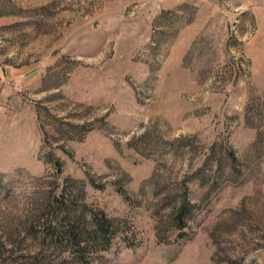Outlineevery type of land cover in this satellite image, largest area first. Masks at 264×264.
Listing matches in <instances>:
<instances>
[{
	"label": "rangeland",
	"instance_id": "1",
	"mask_svg": "<svg viewBox=\"0 0 264 264\" xmlns=\"http://www.w3.org/2000/svg\"><path fill=\"white\" fill-rule=\"evenodd\" d=\"M62 188L95 264H264V0H0V264Z\"/></svg>",
	"mask_w": 264,
	"mask_h": 264
},
{
	"label": "trees",
	"instance_id": "2",
	"mask_svg": "<svg viewBox=\"0 0 264 264\" xmlns=\"http://www.w3.org/2000/svg\"><path fill=\"white\" fill-rule=\"evenodd\" d=\"M52 162L60 171L57 159L53 158ZM117 191L126 197L123 189L118 188ZM63 192L64 188L52 197L47 216L43 217L38 226H32V232L35 235L39 233L42 241L49 246L61 250V255L55 264H95L101 253L108 250L114 238L121 233V222L107 216L102 210L86 204L71 209L64 202ZM188 205L189 202L184 200L177 209L180 226L185 225ZM134 241L127 243L138 244V240Z\"/></svg>",
	"mask_w": 264,
	"mask_h": 264
}]
</instances>
